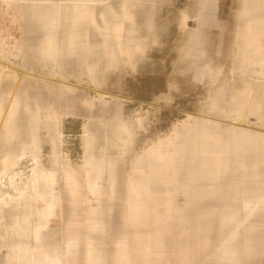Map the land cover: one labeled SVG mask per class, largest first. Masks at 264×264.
I'll use <instances>...</instances> for the list:
<instances>
[{
  "label": "rangeland",
  "instance_id": "374dc122",
  "mask_svg": "<svg viewBox=\"0 0 264 264\" xmlns=\"http://www.w3.org/2000/svg\"><path fill=\"white\" fill-rule=\"evenodd\" d=\"M150 7V52L165 56L118 77L56 73L48 91L56 116L102 100V162L0 154V264H264V0ZM79 129L63 128L72 160Z\"/></svg>",
  "mask_w": 264,
  "mask_h": 264
},
{
  "label": "crops",
  "instance_id": "0c3cea01",
  "mask_svg": "<svg viewBox=\"0 0 264 264\" xmlns=\"http://www.w3.org/2000/svg\"><path fill=\"white\" fill-rule=\"evenodd\" d=\"M150 2L0 0V154L16 162L30 154L54 171L86 169L91 162L103 161L101 143L107 132L100 120L102 100L94 99V112L71 108L68 102L69 110L56 116L54 93L48 91L56 88V73L69 79L72 74L118 77L133 72L129 68L135 58L165 56L150 52ZM7 61L13 69H6ZM98 83L93 88L101 89L102 81ZM33 90L46 92L37 97V104L23 103V91ZM69 119L80 121L82 145L76 160L62 146ZM75 161L84 165H73ZM66 182L80 183L74 177Z\"/></svg>",
  "mask_w": 264,
  "mask_h": 264
},
{
  "label": "bare ground",
  "instance_id": "6f19581e",
  "mask_svg": "<svg viewBox=\"0 0 264 264\" xmlns=\"http://www.w3.org/2000/svg\"><path fill=\"white\" fill-rule=\"evenodd\" d=\"M25 182V181H24ZM24 185V184H23Z\"/></svg>",
  "mask_w": 264,
  "mask_h": 264
}]
</instances>
